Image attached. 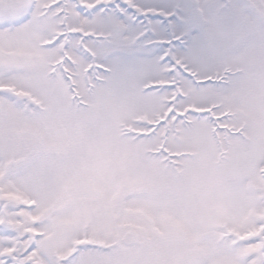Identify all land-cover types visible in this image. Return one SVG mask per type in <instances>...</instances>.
<instances>
[{
  "label": "snow or ice",
  "instance_id": "6c2138e0",
  "mask_svg": "<svg viewBox=\"0 0 264 264\" xmlns=\"http://www.w3.org/2000/svg\"><path fill=\"white\" fill-rule=\"evenodd\" d=\"M0 264H264V0H0Z\"/></svg>",
  "mask_w": 264,
  "mask_h": 264
}]
</instances>
